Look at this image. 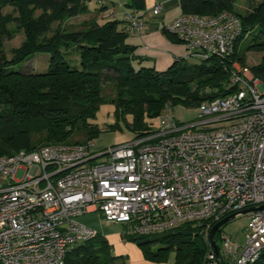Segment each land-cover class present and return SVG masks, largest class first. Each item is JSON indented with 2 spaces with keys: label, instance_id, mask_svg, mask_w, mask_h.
Segmentation results:
<instances>
[{
  "label": "built area",
  "instance_id": "built-area-1",
  "mask_svg": "<svg viewBox=\"0 0 264 264\" xmlns=\"http://www.w3.org/2000/svg\"><path fill=\"white\" fill-rule=\"evenodd\" d=\"M127 21L130 34L143 31L139 17L127 13ZM167 32L184 42L188 59H223L241 23L232 13L181 15ZM231 71L238 91L201 104L198 124L178 125L168 107L155 132L128 144L0 156V264H65L75 246L98 235L78 221L92 211L128 237L192 224L206 233V264L256 263L264 251V88L250 69L234 63ZM249 209L245 245L224 233L222 249L211 242L218 222Z\"/></svg>",
  "mask_w": 264,
  "mask_h": 264
},
{
  "label": "trees",
  "instance_id": "trees-1",
  "mask_svg": "<svg viewBox=\"0 0 264 264\" xmlns=\"http://www.w3.org/2000/svg\"><path fill=\"white\" fill-rule=\"evenodd\" d=\"M90 1L0 0V140L4 139L0 156L48 145L92 143L106 129L94 122L103 104H114L119 116L132 117L128 125L136 132L135 139L147 137L155 130L145 124V117L163 114L169 99L171 109L178 103L199 107L235 94L238 86L231 84L232 66L244 64L249 52L262 54L250 71L264 85V0H247L244 12L236 9L238 0H179L182 15L232 13L240 20L241 33L230 56L198 60L196 65L183 59L165 72L137 66L136 47L127 42V19L102 23L98 15H89ZM125 7L141 19L146 4L129 0ZM7 9L10 12L5 13ZM87 15L91 17L84 22H71ZM11 27L22 31L25 39L9 58L4 44L14 37ZM42 54L50 56L46 72L17 68ZM107 86L114 90L112 97L106 94ZM201 232L187 224L161 235L124 239L137 244L152 262L165 263L174 253L176 264H206L210 247ZM222 233L221 228L216 241ZM120 259L97 235L75 246L65 264H117ZM253 264H264V251Z\"/></svg>",
  "mask_w": 264,
  "mask_h": 264
},
{
  "label": "rangeland",
  "instance_id": "rangeland-1",
  "mask_svg": "<svg viewBox=\"0 0 264 264\" xmlns=\"http://www.w3.org/2000/svg\"><path fill=\"white\" fill-rule=\"evenodd\" d=\"M103 1L106 4H108V6L112 7L111 1L116 2L118 0H103ZM246 7H247V0L237 1L236 9L238 11L244 12L246 10ZM89 10L91 13V14L89 13V15H98L99 19L103 17L102 13L104 14V12L106 11V9L99 4V0H91L89 3ZM8 12H10L9 9L5 10V13ZM40 13L41 12H38L37 14ZM90 17L91 16L88 15L82 16L79 17L78 19L72 20L71 22L81 23L90 19ZM11 31L14 33L13 39L5 41L4 44L5 54L9 58L11 57V50L19 47L25 39L24 33L22 31H18L17 28L11 27ZM128 39H130V37ZM261 58H262L261 53L249 52L247 54V59L244 62V64L238 62H235V64H237L240 68L246 67L248 69H251L253 66H256L257 64L260 63ZM49 62H50V56L43 54L36 55L34 58L28 61V63L18 66L17 68L21 69L22 71H28V73L31 72L44 73L49 68ZM187 63L189 65L200 64V62L196 59H190L188 60ZM107 87L108 88H106V94L107 96L112 97L114 95V90L110 86ZM194 89L195 88L193 87L191 92H193ZM171 106H172V101L169 99L166 102L164 111ZM172 111L176 123L180 126L198 124L200 122L199 107L178 103L172 107ZM162 116L163 114L157 117L146 116L145 124L151 125V127H153L154 130H157L160 126ZM94 122L95 124L99 125V127L106 129L99 135L97 139H95L92 142L93 151L100 152L112 146L128 144L131 143L136 138V132L133 131V129L130 128L128 125L132 123V117L129 115H126L125 118L119 116L117 114V108L114 104H103L100 110L98 111L97 118ZM2 140L0 141L2 142ZM22 175H23V171L18 173L17 178L20 179ZM248 222L249 219L247 215H243L241 217L235 218L234 220H232L222 228L223 233L231 237L232 240L237 244L243 246L247 242L245 231ZM109 226L114 229L108 231V236L106 237V239L109 241L113 255L118 256L120 252L129 251V249H127L129 242H127L122 236V233L125 231L126 228L124 229V226L115 225V224H110ZM217 242L219 248L222 249L224 246L223 242L218 238H217ZM114 244L117 245L116 248ZM158 246L159 244H156L155 249H157ZM121 260L122 258L120 259V261L117 262V264H122ZM166 264H176V255L174 253L169 254Z\"/></svg>",
  "mask_w": 264,
  "mask_h": 264
},
{
  "label": "crops",
  "instance_id": "crops-1",
  "mask_svg": "<svg viewBox=\"0 0 264 264\" xmlns=\"http://www.w3.org/2000/svg\"><path fill=\"white\" fill-rule=\"evenodd\" d=\"M128 2L129 0L111 1V7L103 0H99V4L106 9L104 14L102 13V20L99 19V21L103 23L105 20H126L129 12L125 5ZM145 4L146 9L140 14L141 20L144 22V29L140 34H130V39L127 41L136 47V54L139 58L136 61L137 66L155 68L158 72H165L176 61L190 60L187 58L188 52L184 42L176 35H173L175 39L172 40L165 34L167 27L182 15L179 0H145ZM157 6H161V12L156 15L154 10ZM78 221L105 239L108 236V231L114 229L96 211L83 215ZM122 236H125L124 233ZM128 244L129 251L120 252L118 255L122 258V264H166V262L157 263L147 260L137 244L130 242ZM114 246L116 248L117 245L114 244Z\"/></svg>",
  "mask_w": 264,
  "mask_h": 264
},
{
  "label": "water",
  "instance_id": "water-1",
  "mask_svg": "<svg viewBox=\"0 0 264 264\" xmlns=\"http://www.w3.org/2000/svg\"><path fill=\"white\" fill-rule=\"evenodd\" d=\"M261 87L264 88V85L262 84ZM263 208H264V207H261V208H259V209H263ZM254 210H255V209L245 210V211L241 212V215H247L248 213H250V212H252V211H254ZM236 217H237L236 214L231 215V216L225 218L224 220L218 222V223L213 227V229L211 230L210 235H209V238H210V240H211V242H212L213 244H214V238H215V235L219 232V230H220L221 228H223L226 224H228L229 222H231L232 220H234ZM215 247H216V246H215ZM215 251H216V253L218 254V256H220V253H219V250H218L217 247H216Z\"/></svg>",
  "mask_w": 264,
  "mask_h": 264
}]
</instances>
